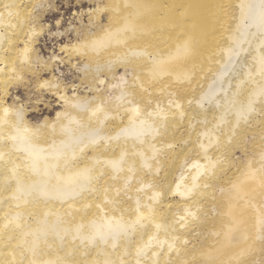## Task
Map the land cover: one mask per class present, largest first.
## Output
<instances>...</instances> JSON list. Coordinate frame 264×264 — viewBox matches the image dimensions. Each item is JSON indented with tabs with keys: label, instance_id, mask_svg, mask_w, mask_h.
<instances>
[{
	"label": "bare ground",
	"instance_id": "obj_1",
	"mask_svg": "<svg viewBox=\"0 0 264 264\" xmlns=\"http://www.w3.org/2000/svg\"><path fill=\"white\" fill-rule=\"evenodd\" d=\"M37 1L0 0V264H264V0H106L61 47L93 95L32 126Z\"/></svg>",
	"mask_w": 264,
	"mask_h": 264
},
{
	"label": "rangeland",
	"instance_id": "obj_2",
	"mask_svg": "<svg viewBox=\"0 0 264 264\" xmlns=\"http://www.w3.org/2000/svg\"><path fill=\"white\" fill-rule=\"evenodd\" d=\"M98 1H37L40 5L36 8L37 12L35 15L37 27H40L41 31L34 46V52L36 51L35 54L37 53L38 58L37 61L32 59L35 72L24 73L23 79L14 81L9 87V92L5 98L11 106L20 108L22 106L26 110V116L32 126L41 124L45 119L54 120L57 112L64 108V103L60 101L56 94L41 89L39 84L44 79L50 80L52 75H54L58 82L66 88L69 95L74 93L93 95L92 92H86L89 89L88 83H86L87 78L79 70L84 60L77 56L72 58L70 62L66 49L61 47L63 45L73 46L83 39L86 29L89 28L95 31L100 22L103 24L108 22L106 20L109 14V12H106L109 11L108 8L100 14L101 16L95 17L98 14L96 12L98 6L107 5L106 0H102L99 3ZM21 46L20 44L19 47ZM121 72L123 70H120ZM104 78L106 81H110L109 77L104 76ZM128 78L131 79L129 73ZM107 94H110V91ZM0 96H2V93H0ZM248 144L250 146V142ZM249 148L244 152L240 149L242 153L239 149L235 150L234 160L236 159L235 161L237 162L239 158L241 159L238 160L240 163H237V165H245L248 154L251 157L253 156V151L250 152Z\"/></svg>",
	"mask_w": 264,
	"mask_h": 264
}]
</instances>
